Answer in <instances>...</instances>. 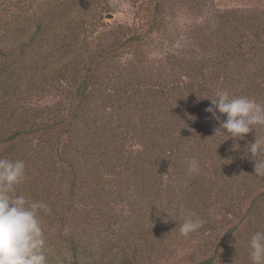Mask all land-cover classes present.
Here are the masks:
<instances>
[{
    "label": "trees",
    "instance_id": "obj_1",
    "mask_svg": "<svg viewBox=\"0 0 264 264\" xmlns=\"http://www.w3.org/2000/svg\"><path fill=\"white\" fill-rule=\"evenodd\" d=\"M90 8L87 0H30L23 13L9 15L6 8L0 12V148L11 149L23 137L48 133L54 136L60 150L64 146L62 156L71 148V157L58 155L59 161H54L49 154L38 155L42 168L47 171L45 174L29 171V160L24 161L26 173L36 176L29 182L22 181L27 200L43 201L51 209L49 213L41 210L39 216L58 222L61 230L69 228V232L60 234L69 262L144 264L148 261L152 264L153 260L156 262L170 254L167 233L174 230L179 235L181 209L201 215L216 194L214 186L208 187L203 175L189 173L185 163L186 158H196L201 150L206 156L208 145L215 144L216 128L206 127L207 123L211 124V113L203 108L210 105V100H199L201 95L208 97L214 93L206 84L208 76L204 71L192 72L189 73L192 77L176 89L173 85L153 84L150 89L153 94L167 99L165 108L162 110L158 105L156 110L141 108L142 115L136 114L138 109L131 98L146 79L141 67L144 61L133 58L125 61L124 66L118 62L123 57L120 53L126 49V53L130 51L134 56L140 39L151 30L135 31L134 27L118 25L124 39L91 48L86 35L81 43L76 28L68 32L63 29L67 16L89 13ZM95 22L105 25L101 17ZM10 35L17 41L11 47L5 43ZM225 53L227 63L236 61L238 52ZM112 54L119 65L118 74L113 76L118 88L109 92L111 89L104 81L98 83L97 70L103 65V58ZM219 60L212 66L225 67L223 60ZM107 68L110 66L104 69ZM52 85L74 87V91L66 93L73 99L66 115L53 107L18 112L14 99L23 94V87L30 95L31 90ZM229 85L235 88L231 82ZM185 92L189 94L184 95ZM171 93L174 95L169 98ZM244 96L251 97L249 93ZM106 106L110 110L124 107V115L119 110L106 112ZM134 115L135 121H132ZM33 117L40 121L36 122ZM4 128L5 132H1ZM201 130L202 134L198 132ZM196 133L199 138L195 143ZM62 135L74 141L70 139L63 145ZM256 135L264 136L261 131ZM254 139L241 140L238 147L242 149L238 152L230 151L229 145H223L219 151L209 150L214 159L211 174L229 188L234 184L228 183L231 175L226 174L228 171L240 178L234 186L239 196L242 193V199L250 203L246 207L238 205L242 213L239 222L243 225L249 222L250 227L256 222L252 233L264 223V177L255 174L251 154H243ZM134 140L145 149H135ZM186 140L191 144L185 143ZM152 151H156L162 162L153 157ZM244 163L246 166L242 167ZM51 172H59L57 179ZM56 183L59 190L55 188ZM133 187L136 193L131 194ZM227 195L225 192L224 196ZM119 203L128 208L129 215L123 209L116 212L114 206ZM240 229L243 227L235 224L224 238L237 235ZM213 259L214 256L199 264H212Z\"/></svg>",
    "mask_w": 264,
    "mask_h": 264
},
{
    "label": "rangeland",
    "instance_id": "obj_2",
    "mask_svg": "<svg viewBox=\"0 0 264 264\" xmlns=\"http://www.w3.org/2000/svg\"><path fill=\"white\" fill-rule=\"evenodd\" d=\"M29 1L0 0V12H3L4 8H6V12L9 15L17 12L23 13L27 10ZM87 1H89L91 7L89 13L78 12L77 16H67L63 29L68 32L76 28L75 31L80 32L81 43H83V38L86 35V41L91 48H95L99 43L100 47H102L108 42L124 39L125 36L121 35L118 25L134 27L135 31L151 30V33H147L140 39V45L137 46V52L133 54L134 56L131 55L130 51L126 53V49L125 53H120V55L123 54V57L119 58L120 62H118L120 66H124L125 61L128 62L133 58L143 59L144 61L141 67H143L142 74L146 76V79L144 83H140V87L137 88L138 91L131 98V103L136 104L138 109L136 114L142 115L143 111L140 112L141 108L152 107L156 110L157 105L162 110L165 108L164 104L167 103V99L153 94V90H150L153 84L173 85L176 89L179 84L184 85V82H187L192 77L189 76V73L200 71H204L205 75L208 76L206 84L214 95H218L224 90H231L229 92L233 95L241 96V94L246 95V93H249L251 98L264 102V0ZM108 13L113 14V17L106 19L105 17ZM99 17L102 18L105 25L95 22ZM145 20L147 22L143 24ZM83 22H85L84 25ZM94 22L95 25H93ZM82 25L84 27L87 26V29H84ZM5 43L11 47L17 41H14L13 35H10L5 40ZM226 51L238 52L235 62L227 63L228 59L224 58ZM122 52L124 51L122 50ZM108 57L103 58V65L97 70V76H99L98 83L104 81V84L111 89L109 92H112L118 88L113 76L118 74L119 65L116 64L113 54ZM219 59L223 60L225 67L220 65L212 66V63L218 62ZM103 66L104 68L110 66V68L102 69ZM176 79L178 82H174ZM229 82L234 84L235 88L230 86ZM28 83L29 81L27 80L25 84L27 85ZM71 90L74 91V87L54 88L52 85L46 88L42 87L39 90H31L29 92L30 95H28L25 87H23V94L19 98L14 99L15 107L20 114L26 111L32 112L45 107H53L58 109L62 115H66L67 110L73 104L71 96L66 95ZM179 90L181 91V89ZM106 94L107 92L105 91L104 95ZM188 94V92H185L184 95ZM173 95L174 93H171L169 98ZM201 99H203L202 95L199 96V100ZM190 100L195 101L191 98ZM99 103L103 104L104 102L100 101ZM209 106L205 105L203 107L204 110ZM123 108L116 109L113 107L110 110L106 106V112L113 113V110L116 112L119 110L121 111L120 114H123ZM43 116H47V112L43 113ZM135 116H133L134 119L132 121H135ZM33 118L36 122L40 121L35 117ZM225 118V116H221V120ZM210 121L211 124L207 123L206 127L210 125L215 128L219 127V122L212 118V114H210ZM181 125L182 123H180ZM3 130L1 132H5L6 129L4 128ZM260 131L264 134V129ZM198 132L200 134L203 133L202 130ZM199 133H196L195 143L199 138ZM62 136L63 145L68 143L70 139L74 141L70 136ZM252 137H255V130L247 134L244 141H249ZM223 139L224 137L222 136H216L214 139L215 144L208 145L205 150L207 155L203 156V150H201L196 156L200 163L199 171L196 173L203 175L206 180L205 184L208 187L214 186V193L216 192L204 212L194 217L204 221L203 227L188 237L177 236V231L170 230L167 233L170 241V254L164 255L157 259L156 262L153 260L152 264H199L212 256H214L212 264H252L249 256L248 241L253 234L252 228L256 225V222H253L252 227H250L249 222H246L245 225L239 222L242 213L238 211V205L246 207L250 203L248 199H242V193L239 196L235 187L239 183L240 178H236L233 171H228L226 174H231L228 183L231 184L233 181L235 185L229 188L228 185L221 182L218 176L211 174L214 159L211 158L210 149L212 152L214 150L219 151L223 145H229L230 151L238 152L242 149V147L238 146V148H233V144H239L241 140L228 139L221 143ZM48 140L51 143H47ZM185 143L191 144L189 140H186ZM133 146L135 149H145L137 140H134ZM7 148L4 146L0 148L2 158L19 159L25 162L29 160L27 162L29 171H35L36 174H40L41 171L43 174L47 173L46 169L42 168L38 155L45 157V155L49 154L54 161H59V156H62L61 150L64 151V146L60 150L59 144H57L54 136L50 133L48 135L23 137L14 145V148ZM66 151L68 153L63 155L62 158L67 159L73 154L71 153V148ZM152 152L153 157H157L161 161L156 151ZM243 154L247 155L248 151H244ZM153 160L151 157L150 161L153 162ZM245 166L246 163L242 165V167ZM51 173L57 179L59 172ZM35 176L34 173H26L24 181L29 182ZM105 178L107 179L106 175ZM22 184L21 182L16 186L15 192L12 193L13 195L26 197ZM65 184L63 187H66ZM55 185V188L59 190L60 187L57 186V183ZM63 187L62 189L66 191ZM239 188H242V186L239 185ZM133 190L134 187L130 192L131 194L136 193ZM65 191L62 192L65 193ZM225 192L228 194L226 197L224 196ZM261 205L263 207V203ZM114 207L116 212L123 209L125 214H130V211L123 203L116 204ZM39 219L45 232L47 264H74L66 259V248L62 246L60 240V234L69 232V228L61 230L58 222H51L40 216ZM235 224L238 225V228L243 227V229H240L237 235L224 238L226 231L235 226ZM259 230H264V223L260 224ZM220 244H223V247L219 249ZM144 264H148V261H145Z\"/></svg>",
    "mask_w": 264,
    "mask_h": 264
},
{
    "label": "clouds",
    "instance_id": "obj_3",
    "mask_svg": "<svg viewBox=\"0 0 264 264\" xmlns=\"http://www.w3.org/2000/svg\"><path fill=\"white\" fill-rule=\"evenodd\" d=\"M203 98L210 100L205 110L219 122L213 136L224 137L221 143L228 139L244 140L255 130L254 142L247 145L248 153L255 161V174L264 177V136L256 135L264 129V102L236 96L227 90ZM221 116L226 118L221 120ZM237 146L233 144V148ZM185 163L189 173L199 171L200 163L196 158H186ZM25 178L23 160L0 158V264H47L45 232L39 213L41 210L49 213L51 209L43 201L31 202L24 196L12 194ZM195 215L181 209L180 236L188 237L203 227L204 221L194 218ZM248 248L252 264H264V230H257L250 236Z\"/></svg>",
    "mask_w": 264,
    "mask_h": 264
},
{
    "label": "water",
    "instance_id": "obj_4",
    "mask_svg": "<svg viewBox=\"0 0 264 264\" xmlns=\"http://www.w3.org/2000/svg\"><path fill=\"white\" fill-rule=\"evenodd\" d=\"M113 17V14H110V13H108V14H106V19H110V18H112Z\"/></svg>",
    "mask_w": 264,
    "mask_h": 264
}]
</instances>
